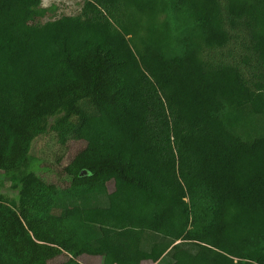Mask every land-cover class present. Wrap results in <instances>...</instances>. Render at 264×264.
Wrapping results in <instances>:
<instances>
[{
  "label": "trees",
  "instance_id": "1",
  "mask_svg": "<svg viewBox=\"0 0 264 264\" xmlns=\"http://www.w3.org/2000/svg\"><path fill=\"white\" fill-rule=\"evenodd\" d=\"M42 1L0 0V183L27 193L0 194V264H264V0H86L40 24ZM227 25L253 83L202 59ZM50 133L74 150L64 189L35 171Z\"/></svg>",
  "mask_w": 264,
  "mask_h": 264
},
{
  "label": "rangeland",
  "instance_id": "2",
  "mask_svg": "<svg viewBox=\"0 0 264 264\" xmlns=\"http://www.w3.org/2000/svg\"><path fill=\"white\" fill-rule=\"evenodd\" d=\"M86 0H43L42 7L47 9L48 12L45 17L40 18L38 23L44 24L48 21L59 19L63 16H78L82 13ZM227 29L230 32V41L222 48L208 49L204 48L202 53V59L211 66L219 64H230L240 68L245 78L253 83L256 81V75L259 69V65L251 48L250 37L248 33L243 29H231L227 25ZM74 150H65L61 148L58 143L55 133H50L41 138L35 146V155L39 159H44L50 162L49 170H35L38 177H42L49 183H57L61 189L68 186L70 178L61 177L62 165H65L67 160L72 157ZM60 160L62 161L61 163ZM11 183L6 178L0 183V194L13 200L16 203L20 198L26 197V191H16L11 189ZM97 199L91 200L90 203L84 202L79 204L81 207L96 206ZM63 259H59L62 262ZM170 258L164 256L158 264H169ZM81 264H95L90 260Z\"/></svg>",
  "mask_w": 264,
  "mask_h": 264
},
{
  "label": "crops",
  "instance_id": "3",
  "mask_svg": "<svg viewBox=\"0 0 264 264\" xmlns=\"http://www.w3.org/2000/svg\"><path fill=\"white\" fill-rule=\"evenodd\" d=\"M95 262V264H102V259L99 257H83L81 262L86 263L87 261Z\"/></svg>",
  "mask_w": 264,
  "mask_h": 264
},
{
  "label": "water",
  "instance_id": "4",
  "mask_svg": "<svg viewBox=\"0 0 264 264\" xmlns=\"http://www.w3.org/2000/svg\"><path fill=\"white\" fill-rule=\"evenodd\" d=\"M85 174V172H83V174L82 175H84Z\"/></svg>",
  "mask_w": 264,
  "mask_h": 264
}]
</instances>
